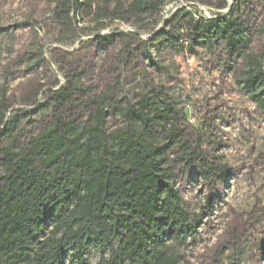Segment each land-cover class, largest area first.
<instances>
[{
	"label": "trees",
	"instance_id": "1",
	"mask_svg": "<svg viewBox=\"0 0 264 264\" xmlns=\"http://www.w3.org/2000/svg\"><path fill=\"white\" fill-rule=\"evenodd\" d=\"M50 1L48 21L61 45L89 30L104 46L119 42L127 49L139 31L103 34L120 23L151 28L149 41L178 54L223 44L238 58L248 46L249 22L240 14L196 20L181 7L162 23L174 0ZM146 55L156 66L147 49ZM244 62L239 82L264 108L263 64L248 53ZM75 92L74 80L50 89L54 119L22 144L27 114L8 117L11 106L5 96L0 100V264H92L93 252L95 264H189L179 248L195 238L197 218L175 186V171L192 164L209 177L225 168L210 164L200 145L178 131L183 117L159 95L115 106L125 125L108 135L103 97L92 100L82 129L63 120Z\"/></svg>",
	"mask_w": 264,
	"mask_h": 264
},
{
	"label": "rangeland",
	"instance_id": "2",
	"mask_svg": "<svg viewBox=\"0 0 264 264\" xmlns=\"http://www.w3.org/2000/svg\"><path fill=\"white\" fill-rule=\"evenodd\" d=\"M223 1L174 0L163 11L162 23L181 7L193 11L196 20L240 14L249 28L248 46L238 58L229 56L223 44L199 46L195 56L178 54L149 41L151 28L120 23L103 34L139 31L127 49L119 42L106 47L89 30L61 45L48 21L50 0H0V100L5 96L11 106L8 117L29 116L21 128L22 144L54 119L48 92L67 80H74L76 92L60 113L63 120L82 129L92 100L103 97L108 135L125 125L115 106L159 95L185 118L178 131L200 145L210 164L225 168L224 174L209 177L192 164L175 171V186L197 218L195 238L179 252L189 264H264V108L239 82L246 53L264 68V0H225L228 8L219 10ZM98 258L93 252L90 262Z\"/></svg>",
	"mask_w": 264,
	"mask_h": 264
},
{
	"label": "water",
	"instance_id": "3",
	"mask_svg": "<svg viewBox=\"0 0 264 264\" xmlns=\"http://www.w3.org/2000/svg\"><path fill=\"white\" fill-rule=\"evenodd\" d=\"M131 32H133V31H131ZM135 34L140 35V32H135Z\"/></svg>",
	"mask_w": 264,
	"mask_h": 264
}]
</instances>
